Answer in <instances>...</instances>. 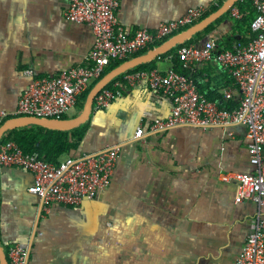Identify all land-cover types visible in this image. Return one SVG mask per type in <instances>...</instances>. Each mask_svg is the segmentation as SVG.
Segmentation results:
<instances>
[{"label": "crops", "instance_id": "0c3cea01", "mask_svg": "<svg viewBox=\"0 0 264 264\" xmlns=\"http://www.w3.org/2000/svg\"><path fill=\"white\" fill-rule=\"evenodd\" d=\"M118 1L119 23L133 34L180 20L190 8L202 6L207 13L220 0ZM68 6L69 0H0V110L16 112L33 77L90 63L94 32L68 20ZM232 18L231 11L196 46L210 39L234 45L239 36ZM169 56L156 68L174 67ZM189 70L201 94L231 91L240 97L219 64L192 63ZM113 88L120 95L108 107L93 109L71 154L119 148L111 184L96 199L79 207L44 205L31 190V172L0 165V245L8 264L9 248L17 244L29 249L28 264H237L258 205L237 201L236 182L220 175L254 171L246 126L183 124L149 132L153 120L171 113L172 100L152 95L146 82L133 87L122 80Z\"/></svg>", "mask_w": 264, "mask_h": 264}, {"label": "built area", "instance_id": "2783aa9c", "mask_svg": "<svg viewBox=\"0 0 264 264\" xmlns=\"http://www.w3.org/2000/svg\"><path fill=\"white\" fill-rule=\"evenodd\" d=\"M247 1L257 11L251 22L253 35L247 43L235 42L232 48L218 50L217 42L210 39L202 46L183 45L177 50V58L183 62L184 68H189L192 63L212 61L226 69L240 91L237 108H221L217 101L199 92L193 79L175 67L130 71L124 75V80L133 87L146 82L152 95H166L173 102L171 113L165 118L153 120L149 132L183 124L246 126L249 161L254 171H227L220 178L236 182L237 201L252 199L258 205L252 232L237 264H264V0ZM118 7V0H69L65 17L86 23L94 32L90 63L64 69L56 76L33 77L19 99L16 112L0 110V125L12 116L63 118L77 107L79 97L112 61L127 59L140 50L158 46L165 38L197 22L206 13V8L202 6L190 8L180 20L162 22L155 31L143 28L131 34L119 23ZM232 15L238 18L240 9L234 7ZM158 58L164 59L159 55ZM169 59L172 60L173 55ZM28 73L33 75L32 71ZM119 95L120 91L115 88L104 87L96 95L93 108H106ZM224 96L230 99L233 94L225 91ZM141 132L142 125H139L136 135ZM119 157V148L111 147L93 155H68L59 163H54L40 157L37 152L25 153L14 140L0 144V165L31 172L34 177L31 190L40 196L44 205L59 203L79 207L96 199L110 186ZM8 256L12 264H28L29 249L13 245Z\"/></svg>", "mask_w": 264, "mask_h": 264}, {"label": "trees", "instance_id": "16d2710c", "mask_svg": "<svg viewBox=\"0 0 264 264\" xmlns=\"http://www.w3.org/2000/svg\"><path fill=\"white\" fill-rule=\"evenodd\" d=\"M224 1L225 0H220L219 6H214L211 10L205 13L203 17L199 19L197 22L201 21L202 19H204L211 13L215 12L223 4ZM234 7H238L240 9V16L238 18L231 19L234 23L233 27L235 31H238L236 36H239V37L236 38L237 39L236 42L247 43L248 40L253 35L251 31V22L256 17L257 11L250 1L239 0L234 4L233 7H231L226 13L220 16L217 20L209 24L203 31L196 33L190 39H187L183 43L178 44L177 46L171 48L165 53L160 54L159 56H161L162 58H165L171 54H174L173 64H174L175 69L189 76V71H190L189 68H184L182 61L176 57L174 52H176L183 45L198 44L202 36H204L207 33H210L216 27L218 23L230 17V12L232 11ZM193 24L183 27L181 30L174 33L170 37L176 35L177 33H180L181 31L186 30ZM169 38H165V41ZM157 45H160V44H157ZM154 47L155 45L150 46L149 48L140 50L139 52L135 53L134 55L130 56L127 59H123L119 61H112L105 68L102 75L98 79H95L91 83L89 88L79 97V100L77 103L78 111L80 112L83 109V105L85 103V100L87 98V95L90 89L107 72H109L111 69L115 68L116 66L120 65L121 63L125 62L126 60L132 57L144 54ZM232 47H233V40H231L229 44H224V45L219 44L218 50H223V49L232 48ZM158 61H159V58L157 56L148 62L142 63L138 65L137 67L130 69L126 71L125 73H122L121 75L114 78L108 85H106L105 88H113L117 82H122V80H124V75L127 72L156 68ZM209 97L210 99L217 101L221 108H225L229 110H233L237 108L240 104L239 97L237 96H233L230 99H226L224 94H220L216 92V93H213L212 96H209ZM63 118H67V115L63 116ZM88 125H89V121H86L80 126L70 129V130L50 129V128H47L41 125H36V124L15 127L14 129L9 130L3 135L0 144L7 140H14L20 145V147L24 150L25 153L31 154V153L37 152L40 155V157L48 161L54 162V163H59L62 156L71 155L80 146V143L88 129Z\"/></svg>", "mask_w": 264, "mask_h": 264}, {"label": "water", "instance_id": "95a60500", "mask_svg": "<svg viewBox=\"0 0 264 264\" xmlns=\"http://www.w3.org/2000/svg\"><path fill=\"white\" fill-rule=\"evenodd\" d=\"M239 0H225V2L215 12L211 13L201 21L193 24L189 28L171 38L167 39L160 45L152 48L144 54L132 57L115 68L107 72L101 79H99L90 89L83 109L74 117L71 118H38L34 116H15L8 118L3 124L0 125V142L3 135L11 129L20 126H27L30 124L41 125L50 129L70 130L80 126L89 120L93 111L94 99L98 92L108 85L114 78L125 73L126 71L137 67L138 65L148 62L158 55L165 53L171 48L183 43L190 39L196 33L203 31L209 24L217 20L220 16L226 13L234 4ZM0 264H8V259L4 249L0 245Z\"/></svg>", "mask_w": 264, "mask_h": 264}, {"label": "rangeland", "instance_id": "374dc122", "mask_svg": "<svg viewBox=\"0 0 264 264\" xmlns=\"http://www.w3.org/2000/svg\"><path fill=\"white\" fill-rule=\"evenodd\" d=\"M93 82V81H92ZM79 113L78 111V108L75 107V109H73L68 115H67V118H71V117H74L76 116L77 114ZM67 155H65L64 157H66ZM63 158V157H62ZM108 226H110V222L107 223Z\"/></svg>", "mask_w": 264, "mask_h": 264}]
</instances>
